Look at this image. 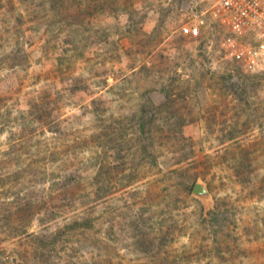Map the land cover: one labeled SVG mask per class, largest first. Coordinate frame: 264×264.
Wrapping results in <instances>:
<instances>
[{"label": "rangeland", "instance_id": "obj_1", "mask_svg": "<svg viewBox=\"0 0 264 264\" xmlns=\"http://www.w3.org/2000/svg\"><path fill=\"white\" fill-rule=\"evenodd\" d=\"M210 8L0 0V264H264V72Z\"/></svg>", "mask_w": 264, "mask_h": 264}, {"label": "built area", "instance_id": "obj_2", "mask_svg": "<svg viewBox=\"0 0 264 264\" xmlns=\"http://www.w3.org/2000/svg\"><path fill=\"white\" fill-rule=\"evenodd\" d=\"M211 8L197 13L182 30L197 37L210 12L229 31L227 56L247 73L264 72V0H210Z\"/></svg>", "mask_w": 264, "mask_h": 264}, {"label": "trees", "instance_id": "obj_3", "mask_svg": "<svg viewBox=\"0 0 264 264\" xmlns=\"http://www.w3.org/2000/svg\"><path fill=\"white\" fill-rule=\"evenodd\" d=\"M144 113H146V109L144 108ZM144 115V114H143ZM142 120L139 122L141 129L143 131L146 130L147 128V122L144 121V116H142ZM196 184V181L193 183V185L190 188V191L194 189V186ZM95 228V221L91 217H86L81 220H74L73 222L67 224L64 229L60 230L58 232V235L61 236L62 234H66L68 232H73V231H89ZM36 236V235H34Z\"/></svg>", "mask_w": 264, "mask_h": 264}, {"label": "water", "instance_id": "obj_4", "mask_svg": "<svg viewBox=\"0 0 264 264\" xmlns=\"http://www.w3.org/2000/svg\"><path fill=\"white\" fill-rule=\"evenodd\" d=\"M193 192L196 196L202 199L209 200L211 198V193L204 182H197L194 186Z\"/></svg>", "mask_w": 264, "mask_h": 264}]
</instances>
